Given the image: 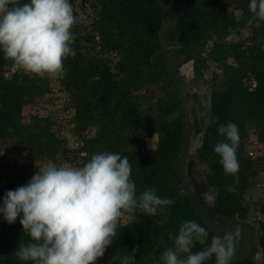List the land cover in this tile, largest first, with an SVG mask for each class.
Masks as SVG:
<instances>
[{
    "label": "trees",
    "instance_id": "1",
    "mask_svg": "<svg viewBox=\"0 0 264 264\" xmlns=\"http://www.w3.org/2000/svg\"><path fill=\"white\" fill-rule=\"evenodd\" d=\"M164 1L82 0L83 17L78 19L73 13L72 54L63 62L61 83L75 110V131L82 136L86 160L95 153H119L129 160L137 195L151 188L159 197L174 201L154 216L142 212L134 218L127 216L96 264H123L133 249V264H162L161 255L173 246L169 234H178L184 221L204 227L210 244L217 235L203 216L220 225L251 222L264 264V199L252 210L244 198L258 171L264 172V22L259 27L249 25V0H173L174 23L167 41L175 44V50L170 51L162 40ZM28 2L17 0L19 5ZM243 31L250 32L248 41L237 39ZM231 35L236 42L227 43ZM109 52L119 55L114 65L106 57ZM188 62L193 64L191 79L178 75ZM209 62L222 75L214 76L220 81L211 89L204 129L195 109L191 110L190 127L201 133V142L185 159L184 176L180 168L190 127L180 86L184 82L190 88L188 97L197 104L192 87L204 76ZM13 68L0 51V151L28 152L30 162H11L0 155V207L5 193L26 185L46 160L67 157L54 114L25 113V109L45 108L46 77L16 68L6 77ZM229 122L238 126L240 136L235 176L225 173L214 152L218 142H226L218 127ZM92 128L94 135L87 137L86 131ZM251 129L260 144L254 158L245 149ZM152 136H157V144L145 151ZM20 219L8 224L0 213V264H25L16 256L18 246L30 241ZM205 246L197 244L193 252ZM204 264H216V257Z\"/></svg>",
    "mask_w": 264,
    "mask_h": 264
},
{
    "label": "clouds",
    "instance_id": "2",
    "mask_svg": "<svg viewBox=\"0 0 264 264\" xmlns=\"http://www.w3.org/2000/svg\"><path fill=\"white\" fill-rule=\"evenodd\" d=\"M249 25L264 22V0H249ZM75 23L69 0H0V51L18 70L43 77L64 75L63 62L72 54L71 29ZM214 152L226 174L239 171L237 148L239 129L234 123L220 124ZM131 165L119 153H95L82 167L49 163L37 170L30 181L5 193L4 220L13 224L21 217L23 232L30 237L20 244L16 256L31 264H96L117 234L122 217L148 216L167 208L173 200L159 197L146 188L137 195L130 179ZM232 192L234 188L227 186ZM207 200L212 197L204 194ZM238 231L213 236L194 221L181 223L178 234H169L173 246L160 257L162 264H204L216 257V264H229L235 252ZM197 244L207 245L193 252ZM136 249L123 259L133 264Z\"/></svg>",
    "mask_w": 264,
    "mask_h": 264
},
{
    "label": "rangeland",
    "instance_id": "3",
    "mask_svg": "<svg viewBox=\"0 0 264 264\" xmlns=\"http://www.w3.org/2000/svg\"><path fill=\"white\" fill-rule=\"evenodd\" d=\"M172 1L173 0H165V24L164 30L162 33V40L164 43V47L169 49L170 51L175 50V44L169 43L167 41V33L171 29L174 18L172 14ZM70 4L73 8V13L77 15L78 19L83 17V9H82V0H69ZM230 11H234V8H230ZM250 36L249 31H243L241 36L237 39L241 41H248ZM227 43L236 42L234 37L231 35L226 39ZM21 73H28L23 70H19ZM178 75L185 79H191L194 76L193 73V64L192 62H188L183 64L179 70ZM218 75L221 77L222 73L218 66L213 63H208V68L204 71V76L196 81L192 87L193 93H195L198 97V103L192 104L190 98L188 97L189 93H192L190 88L186 86L183 82L180 86V91L182 93V97L187 104V124L190 127L192 123V114L191 110L195 109V114L197 116L198 122L202 129L205 128L208 122L209 115V106H210V93L213 86L219 84V79H216L214 76ZM7 77H10V74H7ZM37 113L40 115H45V108L39 110H30L25 109V113ZM92 131L95 129L92 128ZM256 135L255 130L251 129L249 131V136L253 138ZM157 136L150 137L145 144V150L154 149L157 144ZM201 142V133H196L195 130L190 127V132L188 133L185 144H184V156L183 162L181 165V172L185 176L184 162L185 159L192 154L196 148L200 145ZM4 159H8L10 161H18L20 163H26L30 161L29 153L27 152H17L15 150H7L6 154H4ZM186 178V177H185ZM245 201L251 205L252 210H257L259 208L260 203L264 199V172L259 170L257 173V177L254 180L251 188L245 193ZM204 220L208 223L210 228L214 231L217 236L223 237L225 232H233L236 233L238 231V236L235 240V252L231 257L229 264H262V254L259 246L257 245V229L256 226H253L251 222L248 223H237L232 222L228 225H220L215 222L210 221L207 217L203 216ZM253 218V217H252ZM253 220V219H252Z\"/></svg>",
    "mask_w": 264,
    "mask_h": 264
},
{
    "label": "built area",
    "instance_id": "4",
    "mask_svg": "<svg viewBox=\"0 0 264 264\" xmlns=\"http://www.w3.org/2000/svg\"><path fill=\"white\" fill-rule=\"evenodd\" d=\"M85 9H89L87 4H84ZM98 50V49H97ZM106 57L110 61V65H114L115 62L118 61L119 55L116 52H109ZM16 71L13 68L10 72L6 73L11 74ZM29 74V73H26ZM46 82L48 85V93L46 94L47 103L45 105L46 114H54L55 120L58 126L59 135L65 141V147L67 150V157L56 155L55 158L46 160L42 165V168L46 167L49 163H55L56 165H66L72 167H82L88 161L86 160L88 157L87 151L84 149V143L82 136L76 133V118H75V110L71 107V99L69 93L61 83L62 77L52 78L47 75ZM255 86L253 82L252 87ZM95 133V130L91 129L87 130L85 135L87 137H92ZM260 144L257 136L255 135L253 138L249 137L246 141V152L248 157L254 158L259 153ZM147 149L145 151H149ZM7 150L0 151V155L4 158V154H6ZM28 153V152H27ZM8 160V159H6ZM10 161V160H8ZM15 160L11 161L14 162ZM30 162V161H29ZM26 162V163H29ZM127 221V215L121 218L120 222L125 224ZM106 251V250H105ZM105 255V254H104Z\"/></svg>",
    "mask_w": 264,
    "mask_h": 264
}]
</instances>
